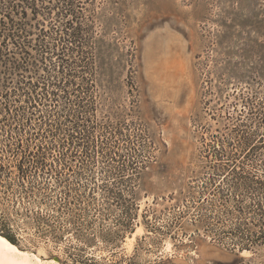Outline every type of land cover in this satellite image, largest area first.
Instances as JSON below:
<instances>
[{"label": "rangeland", "instance_id": "rangeland-1", "mask_svg": "<svg viewBox=\"0 0 264 264\" xmlns=\"http://www.w3.org/2000/svg\"><path fill=\"white\" fill-rule=\"evenodd\" d=\"M78 9V37L51 19V66L23 73L26 85L56 94L0 104V163L14 169L23 155L40 157L44 170L28 177L36 188L56 186L58 201L113 204L105 221L82 227L90 245L56 219L20 215L19 248L62 264H213L251 254L230 255L229 234L258 228L264 182L212 172L264 168V0H82ZM0 180L12 206L24 195L21 178ZM133 198L136 219L118 236L114 219L127 224ZM249 263L264 264V244Z\"/></svg>", "mask_w": 264, "mask_h": 264}, {"label": "trees", "instance_id": "trees-1", "mask_svg": "<svg viewBox=\"0 0 264 264\" xmlns=\"http://www.w3.org/2000/svg\"><path fill=\"white\" fill-rule=\"evenodd\" d=\"M81 2L82 0H0V80H4V83H0V104L2 102L5 104L4 109L7 110L9 101L11 103L21 102L26 97L43 103L44 100L51 98V94H56L55 86L52 87V90H48V84L44 83L26 85L22 79L23 73L31 72L34 69L32 67H36L40 63L51 66V40H49L51 19L61 21L63 34H69L73 38L78 37L80 27L74 26L73 22L80 16L78 8ZM48 19L50 25L48 29H45L44 21ZM68 30L71 31L68 33ZM31 50L38 52L39 57H33ZM60 88L65 91L63 86ZM27 156H21L14 165V169L0 163L1 175L13 173L21 178V181L18 182L19 191L24 194L21 198L14 199L12 206H5L1 193L9 191L11 186L0 180V235L20 247V241L16 236L17 218L24 214L30 218L32 224L48 222L50 217L56 219L61 231L75 235L79 242H83V245H90L82 232V227L89 229L96 221L98 223L105 221L104 217L110 214L113 203L104 201L98 207L93 206V198L82 201V204L79 201L66 198L58 201L54 196H51V189L54 194L57 192L56 186L50 188L45 183L41 191V188H36L31 184L28 177L38 175L40 171L44 170L42 165L44 162L40 157H37L39 159L32 163ZM213 170L212 173L216 176L224 175V177L264 182V168L251 169L236 163H227L217 167L213 166ZM24 196L29 205H21L20 199ZM114 204L122 208V204L118 200ZM138 207L137 199L133 198L130 206V209L133 208V212L125 211L128 215L126 225L119 219H114V224L122 225L121 229L116 232L118 236H124L126 228L132 227ZM255 214L257 223L254 225H258V228L251 227L229 234V238L234 244L232 248L234 251H231L230 255L239 256L244 250L250 251L251 254L241 256L230 263L213 262V264H241L243 262L250 264L249 261L255 256L259 246L264 244V206L259 205ZM94 216L96 218H93ZM131 231L134 232V228ZM236 248L237 251H235Z\"/></svg>", "mask_w": 264, "mask_h": 264}, {"label": "bare ground", "instance_id": "bare-ground-1", "mask_svg": "<svg viewBox=\"0 0 264 264\" xmlns=\"http://www.w3.org/2000/svg\"><path fill=\"white\" fill-rule=\"evenodd\" d=\"M56 260L42 259L37 253L22 250L0 235V264H62Z\"/></svg>", "mask_w": 264, "mask_h": 264}, {"label": "water", "instance_id": "water-1", "mask_svg": "<svg viewBox=\"0 0 264 264\" xmlns=\"http://www.w3.org/2000/svg\"><path fill=\"white\" fill-rule=\"evenodd\" d=\"M55 258L58 260L57 257H55ZM167 264H176V263L169 261Z\"/></svg>", "mask_w": 264, "mask_h": 264}]
</instances>
